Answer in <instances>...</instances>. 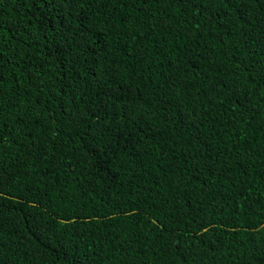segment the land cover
<instances>
[{
    "label": "trees",
    "instance_id": "1",
    "mask_svg": "<svg viewBox=\"0 0 264 264\" xmlns=\"http://www.w3.org/2000/svg\"><path fill=\"white\" fill-rule=\"evenodd\" d=\"M0 264H264V0H0Z\"/></svg>",
    "mask_w": 264,
    "mask_h": 264
}]
</instances>
